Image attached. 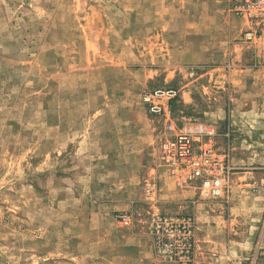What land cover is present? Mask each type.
<instances>
[{"label": "rangeland", "instance_id": "374dc122", "mask_svg": "<svg viewBox=\"0 0 264 264\" xmlns=\"http://www.w3.org/2000/svg\"><path fill=\"white\" fill-rule=\"evenodd\" d=\"M155 87L178 90V124L214 126L221 197L161 163ZM156 216L192 218L186 264H264V11L0 0V264H181Z\"/></svg>", "mask_w": 264, "mask_h": 264}, {"label": "built area", "instance_id": "2783aa9c", "mask_svg": "<svg viewBox=\"0 0 264 264\" xmlns=\"http://www.w3.org/2000/svg\"><path fill=\"white\" fill-rule=\"evenodd\" d=\"M248 7L264 11V0H246ZM251 36V34H250ZM174 87H155L140 97L144 109L162 124L157 139L158 156L167 171L212 197H221L230 170L227 155L212 141L214 126L196 120L178 124L172 112L178 98ZM123 221L127 222L126 217ZM152 228L160 252L168 259L186 264L192 246L193 220L189 216H156Z\"/></svg>", "mask_w": 264, "mask_h": 264}]
</instances>
